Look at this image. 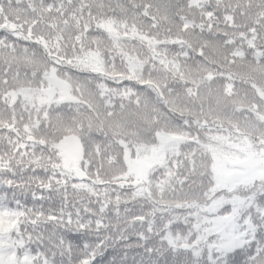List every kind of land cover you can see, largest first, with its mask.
Instances as JSON below:
<instances>
[{
    "label": "snow or ice",
    "instance_id": "snow-or-ice-1",
    "mask_svg": "<svg viewBox=\"0 0 264 264\" xmlns=\"http://www.w3.org/2000/svg\"><path fill=\"white\" fill-rule=\"evenodd\" d=\"M0 264H264V0H0Z\"/></svg>",
    "mask_w": 264,
    "mask_h": 264
},
{
    "label": "trees",
    "instance_id": "trees-1",
    "mask_svg": "<svg viewBox=\"0 0 264 264\" xmlns=\"http://www.w3.org/2000/svg\"><path fill=\"white\" fill-rule=\"evenodd\" d=\"M3 187L2 186H0V194H2L3 193Z\"/></svg>",
    "mask_w": 264,
    "mask_h": 264
}]
</instances>
